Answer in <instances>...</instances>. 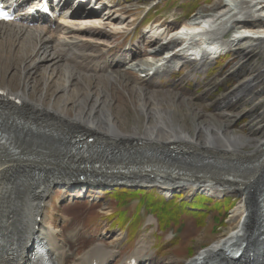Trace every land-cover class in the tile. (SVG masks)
<instances>
[{
    "label": "bare ground",
    "instance_id": "1",
    "mask_svg": "<svg viewBox=\"0 0 264 264\" xmlns=\"http://www.w3.org/2000/svg\"><path fill=\"white\" fill-rule=\"evenodd\" d=\"M0 1L8 8L20 6L19 0ZM82 1L58 0L54 7L60 13L56 24L52 18L41 15L30 18L23 13H18L16 22L0 23V56L18 55L25 67L29 66L25 76L33 78L32 85L27 83V89L16 94L8 87L0 89V128L10 133V137L0 138V245L3 249L0 259L34 264L33 245L41 242L48 247L53 264H67L74 254L60 240L61 230L45 224L47 198L57 181L86 187L87 182L103 183L102 180L91 182L93 175H97L104 180L119 177L121 181L147 184L165 190L167 195L176 187L210 195L217 185L221 193H231L233 189L240 192L241 200L229 217L238 221L236 230L201 251L188 264H264V141L254 132L235 133L227 113L234 106L233 101L256 96L257 84H262L264 94V69L225 94L216 103L217 114L198 107L202 122L194 132L174 118L176 102L183 93L156 82L188 62L196 61L203 68L228 52L242 59L254 49L264 55V0H228L216 4L209 13H197L185 19L183 24L147 25L141 38L144 46L153 51L150 53L153 62L140 59L141 52L135 47L128 48L127 60L118 56V46H110L108 42L114 34L138 31L142 22L133 26L134 19L126 16L125 9L112 8V0H88L84 4ZM90 2L105 11L102 17L90 10ZM127 18L129 21H125ZM29 21L47 24L30 27L25 23ZM231 33L234 35L226 38ZM110 54L116 57L105 58ZM137 68L146 73L144 79L130 72ZM123 71L133 76L127 77ZM39 75L45 92L38 100H31L29 94ZM126 84L130 85L129 97L132 100L135 95L136 107L144 118L141 127L134 126L130 131L122 129L123 106L118 105L119 88L124 89ZM52 85L56 98L46 105L44 99ZM70 110L74 117L69 114ZM68 130L70 135L66 136ZM75 136L93 139L101 146L120 148L135 144L138 148H132L134 154H148L158 160L167 159L165 154L172 153L167 150L175 145L182 154L173 156V162L185 167V171L175 177L168 169L165 172L162 167L141 169L135 162L127 172L86 170L91 175L79 178L75 175L78 169L73 165L79 162L74 155L78 153L68 150L72 144L69 140ZM121 150L117 153L121 154ZM123 154H129L128 150L124 149ZM199 156L201 160H213L214 166L202 167ZM147 170H153L154 174L146 175ZM68 172L74 178L62 177ZM262 183L261 200L255 194V186L260 187ZM10 230L14 232L4 236ZM252 241L254 245L249 248L248 243ZM111 248L104 242L97 244L72 264H111L121 254ZM150 249L151 243L143 239L122 264H127L130 258L136 264H150L153 258L148 254Z\"/></svg>",
    "mask_w": 264,
    "mask_h": 264
},
{
    "label": "rangeland",
    "instance_id": "2",
    "mask_svg": "<svg viewBox=\"0 0 264 264\" xmlns=\"http://www.w3.org/2000/svg\"><path fill=\"white\" fill-rule=\"evenodd\" d=\"M207 1H210V3H207ZM175 2H177V5H174ZM227 2L229 1L172 0L170 3H167V0H112L111 7L114 9H125L128 12L126 16L132 17L135 21L133 26L143 21V19L144 21L141 25L146 23V25L148 24L150 26L157 22H160V24L162 22L167 24H179L181 22L180 24H183L185 19H191L197 13H209L216 4H224ZM195 4L197 5V9L193 12L191 6H195ZM91 6H94L93 2ZM95 10L101 17L105 13V11L97 6H95ZM146 12L147 15L145 16ZM116 14H119V11ZM187 16L188 18H185ZM125 21H129V19L127 18ZM120 22L119 20L116 23ZM145 29L146 27L142 26V28L133 33L120 32L119 34H114L108 42L111 43L110 46H118V56L126 57L127 60L128 48L135 47L141 52L140 59H147L153 62L154 57L151 55L153 51L150 50L151 48L144 46V38H141L144 35ZM230 35L232 36L234 33ZM106 57L115 58L116 56L110 54L105 55ZM21 60L18 55L9 57L0 56V89L8 87L16 94L22 90H26L27 83L32 85L33 78L25 76V72H27L29 66L27 65L25 67L24 61ZM263 65L264 55L260 53L259 49H254L252 54L245 59H242L241 56L234 52H228L225 56L215 59L203 68H200L196 61L188 62L181 69L177 68L172 75L162 76L156 82L161 84L162 87L180 90L183 93V96L181 95L180 97L181 99L179 98L180 101L176 102L177 108L174 113V118L176 120L178 119L177 122L184 126L187 125L185 127L191 132H194L196 126L202 122L196 110L198 107H201L200 109H206L209 113L214 112L213 115L217 114L218 112H215L217 110L216 103L225 94L237 88L240 82L258 75L264 69ZM122 70H124V67ZM130 72L138 78L142 76L141 79H144L146 75V73L139 71L138 68L136 70H130ZM122 73L127 77L133 76L132 74L126 73V71ZM35 78L37 79V83H35V86L33 85L34 90L30 91L31 94H29L31 100H38L41 96L40 94L45 92V84L42 76L39 75ZM261 85L257 84L258 90L255 91L257 94L253 98L248 95L242 97L238 102L233 101L234 106L229 108L227 113L229 114L230 120L234 123L235 133L250 135L254 132L264 141V94L261 90ZM129 88L130 85L126 84L124 89L119 88L118 91L120 93L118 105L121 103L123 106L120 114L123 131H130L134 126L141 127L144 121V118L136 107L137 101L135 95H132V100L128 95L127 91ZM48 89L50 90L44 99L46 105H50L57 94L54 85L49 86ZM191 95L192 98L189 97ZM188 98L191 99L189 100ZM69 114L73 117L75 116L72 110L69 111ZM69 132L70 130L65 135L69 136ZM66 146L67 144L64 143V148ZM244 149L248 151L250 147H245ZM147 158H149L147 159V165L143 168L154 169L155 167H162V171L168 169V172H174V170L180 171L185 168L173 162L174 159L171 161L164 160L163 158H161L162 160H158L154 157L152 158L151 155ZM198 159L201 161L200 165L202 167L214 166L213 160H209L208 158L201 160L200 156ZM217 161L215 160V162ZM173 164L176 166H173ZM152 171L147 170L146 175L150 173L154 174V171L153 173ZM70 174L72 172H68V175L62 177L74 178ZM177 176L182 175L175 174V177ZM186 177L183 176L182 178ZM190 178L196 179V177ZM108 180L103 181V183L87 182L88 186L86 185V187L80 185L69 186L66 183H59L57 181L54 189L47 198V207L43 215V217L45 216V224L50 225L51 223L56 226L57 230H61V233H63L60 240L65 242L69 250H71V254H74L72 258L67 260L68 264H72L91 247L102 244L103 242L110 249L114 247L116 250L121 251L119 258L113 260L111 264H122L126 258L135 252L143 239L151 243V249L148 254L152 255L153 258L150 264H186L201 251L207 249L221 237L230 234L238 227L237 220L229 219L230 213L241 200L240 192H236L234 189L231 193H221L217 191L220 187L217 185L216 190L208 195L190 188L176 187L167 195L165 190L154 186L149 187L147 184L140 185L139 182H126L123 180L120 182H109ZM258 187L256 188L255 186V189H258ZM121 190H127L132 194H137L136 192L139 191L145 192V195L152 194L158 202L162 200L169 203L175 201V205L181 208L182 213L178 217L176 216L169 226L171 228L178 227L179 225L183 226L178 238L173 239L172 233L174 232L168 230V228L167 230L161 231V228H158V222L155 218H153L154 220L152 222H150L151 218H148L150 219V224H148V219L146 218V225L144 224L143 229L139 230L136 236L131 237L132 239L125 230L117 227L115 223L112 224V220L109 217H113L114 210L117 209L115 206L117 203L116 198L122 196L129 198V201L124 204L123 209L130 215H133L136 207L140 205L139 197L134 198L130 194L122 193ZM252 193L254 192L252 191ZM115 194L117 195L116 197H114ZM198 197H205L209 200L206 204L210 212L195 207V200ZM227 200L232 202V206L229 212H227L223 226H220L215 223L216 220H213V217L217 216L215 206L218 205L221 208V212H225L224 207ZM254 204H256L255 198ZM253 209L256 210L255 207ZM202 213L207 218L204 224L200 225ZM249 234L253 239L251 231H249ZM248 244L249 248H252L254 245L253 241Z\"/></svg>",
    "mask_w": 264,
    "mask_h": 264
},
{
    "label": "trees",
    "instance_id": "3",
    "mask_svg": "<svg viewBox=\"0 0 264 264\" xmlns=\"http://www.w3.org/2000/svg\"><path fill=\"white\" fill-rule=\"evenodd\" d=\"M172 0H167V3H170ZM207 3H210V1H207ZM174 5H177V2L174 3ZM191 10L194 12L197 9V5L191 6ZM124 194H130L134 198L140 199L141 203L147 204L148 210H150V213L154 214L158 218V222L161 226V228L166 229L169 227L171 222L175 219V217L180 215L182 213L181 208L178 205H175V201L166 202L162 200L161 202H158L155 197L152 194L145 195V192L139 191L136 192L137 194H132L131 192L127 190H121ZM117 195L115 194L114 197ZM116 200V207L117 209L114 210V216L109 217L111 223H115L117 227H121L122 230H125L129 233V237H134L137 235V232L142 229L143 221L140 220L139 216L137 214L130 215L128 212H126L124 208V204L129 201V198L127 196L118 197ZM209 200L205 197H198L195 200V207L197 209L205 210L206 212H210V209L207 207V202ZM232 202L229 200L226 201L225 205V212H221V208L218 207V205L215 206V211L217 213V216L213 217V220H216L215 223L219 224L220 226H223L224 221L226 219L227 212L231 209ZM128 213V214H127ZM206 215L204 213L201 214V220L200 225L204 224L206 221ZM131 238V239H132ZM192 254V253H191Z\"/></svg>",
    "mask_w": 264,
    "mask_h": 264
},
{
    "label": "water",
    "instance_id": "4",
    "mask_svg": "<svg viewBox=\"0 0 264 264\" xmlns=\"http://www.w3.org/2000/svg\"><path fill=\"white\" fill-rule=\"evenodd\" d=\"M131 149L132 148H138V145H136V146H129ZM129 147H127V148H129ZM133 150V149H132ZM169 151H172V153L171 154H177V153H179L180 152V149L177 147V146H171V147H169ZM179 151V152H178ZM138 153V152H137ZM146 156H148V154H145ZM181 172H184V170H180V171H175L174 170V172L173 173H175V174H178V173H181ZM188 264V263H187Z\"/></svg>",
    "mask_w": 264,
    "mask_h": 264
},
{
    "label": "snow or ice",
    "instance_id": "5",
    "mask_svg": "<svg viewBox=\"0 0 264 264\" xmlns=\"http://www.w3.org/2000/svg\"><path fill=\"white\" fill-rule=\"evenodd\" d=\"M0 17H2L4 19H8L9 18L6 13H0Z\"/></svg>",
    "mask_w": 264,
    "mask_h": 264
}]
</instances>
